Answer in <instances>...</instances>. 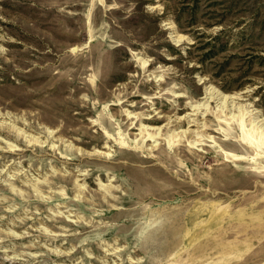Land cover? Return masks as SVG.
<instances>
[{
  "label": "rangeland",
  "instance_id": "1",
  "mask_svg": "<svg viewBox=\"0 0 264 264\" xmlns=\"http://www.w3.org/2000/svg\"><path fill=\"white\" fill-rule=\"evenodd\" d=\"M260 116L264 0H0V264H264Z\"/></svg>",
  "mask_w": 264,
  "mask_h": 264
},
{
  "label": "bare ground",
  "instance_id": "2",
  "mask_svg": "<svg viewBox=\"0 0 264 264\" xmlns=\"http://www.w3.org/2000/svg\"><path fill=\"white\" fill-rule=\"evenodd\" d=\"M175 37V40H176V42L177 43H179V42H181L182 41V39H183V37L182 36H174ZM212 89V88H211ZM214 95L215 96V99L217 98V99H219V100H224V101H227V100H229V99H231V96H227V95H223V94H221L220 92H218V91H216L215 93H211L210 92V88H208L207 89V91H206V97L204 98L207 102H209L210 101V95ZM240 96V95H239ZM212 98V97H211ZM235 99V98H234ZM213 101V100H212ZM204 102V101H203ZM205 103V102H204ZM219 103H221V102H219ZM208 104V103H207ZM225 104V103H224ZM201 105H203L204 106V104H199L198 106H201ZM227 105V104H226ZM240 109V108H239ZM199 110V109H198ZM193 113V112H192ZM200 113V112H199ZM204 114V113H203ZM158 115V114H157ZM197 114L195 113V116H196ZM199 115V114H198ZM202 115V114H201ZM159 116V115H158ZM189 116V115H188ZM191 116V115H190ZM192 116H194V115H192ZM233 116V115H232ZM257 117V116H256ZM261 117V118H260ZM259 118H258V123H262V124H264V116H260ZM154 119V118H153ZM162 121H163V119H161ZM185 121H187V123H192V122H195L194 120H190V118H188V119H185L184 120V122ZM180 122V121H179ZM204 123H206V122H204ZM167 125V124H166ZM177 125V124H176ZM197 125V124H196ZM178 126V125H177ZM192 126V125H191ZM260 126H261V124H260ZM211 128V127H210ZM145 131H151V129H148V128H145ZM177 131V130H176ZM197 131V130H196ZM205 131V130H204ZM181 133V136L183 137H186L187 136V134H188V131H182V132H180ZM164 135V134H163ZM137 136V135H136ZM144 136V135H143ZM148 136H150L151 138H155V135L154 134H152V133H149L148 134ZM223 136V135H222ZM225 136V135H224ZM249 137H250V135H249ZM158 141V140H157ZM188 141V140H187ZM123 142V141H122ZM159 142V141H158ZM161 143V142H160ZM218 143V142H217ZM216 143V144H217ZM183 144V143H182ZM228 145V144H227ZM233 146H235V145H233ZM226 147H228V146H226ZM179 148V147H178ZM182 148V147H181ZM151 149H152V147H151ZM168 149V148H167ZM199 150V149H198ZM249 149H247V151H248ZM181 151V150H180ZM195 152V151H194ZM256 153V152H255ZM175 154V153H174ZM185 154V153H184ZM180 155V154H179ZM207 155V154H206ZM228 155V154H227ZM185 156V155H184ZM203 156V155H202ZM205 156V155H204ZM229 156V158H233L234 159V161H236V162H240V161H243V160H245V159H236L234 156H231V155H228ZM179 158V157H178ZM180 159V158H179ZM188 159V158H187ZM140 160V159H139ZM158 159H156V161H157ZM191 160H192V158H191ZM218 160V159H217ZM263 160V159H262ZM166 161H168V160H166ZM259 161H261V160H259ZM139 162V161H138ZM150 162H152V161H150ZM163 162V161H162ZM227 162H231V161H227ZM142 163V162H141ZM183 164V163H182ZM229 164V163H228ZM143 165V164H142ZM157 165V164H156ZM174 165V164H173ZM157 167V166H156ZM155 167V168H156ZM187 167V166H186ZM151 168V167H150ZM158 168V167H157ZM159 169V168H158ZM158 169H157V171H158ZM161 169V168H160ZM167 169V168H166ZM152 171V170H151ZM227 171V170H226ZM156 172V171H155ZM235 172V171H234ZM163 173V172H162ZM229 173V172H228ZM231 173V172H230ZM170 174H171V172H170ZM176 174H178V173H176ZM158 175V174H157ZM166 175H168V174H166ZM159 176H162V175H160L159 174ZM226 176H228V175H226ZM235 176V175H234ZM155 177H156V174H155ZM171 177V176H170ZM186 177V176H185ZM162 178V177H161ZM228 178V177H227ZM235 178H237V177H235ZM157 179H159V178H157ZM164 179H166V178H164ZM175 179H177V178H175ZM229 179H231V178H229ZM168 180V179H167ZM235 180V179H234ZM225 181V180H224ZM166 182V181H165ZM168 183H169V181H168ZM186 183V182H185ZM243 183H245V182H243ZM169 184H171V182L169 183ZM180 184V183H179ZM172 185V184H171ZM185 185V184H184ZM258 185V184H257ZM188 186V185H187ZM241 186V185H240ZM251 187H252V184H251ZM249 188V187H248ZM170 190V189H169ZM193 190H195V189H193ZM193 190H191L192 192H193ZM186 191V190H185ZM209 191V190H208ZM230 191H231V189H230ZM163 192V191H162ZM171 193V192H170ZM161 194H163V193H161ZM167 194V193H166ZM169 194V193H168ZM209 194V193H208ZM213 195V194H212ZM165 196V195H164ZM171 196V195H170ZM174 197V196H173ZM193 197V196H192ZM209 197V196H208ZM216 197V196H215ZM172 198V197H171ZM263 212V211H262ZM242 213V212H241ZM252 214V213H251ZM250 214V215H251ZM253 215V214H252ZM258 215V214H257ZM260 216V215H259ZM253 218V217H252ZM258 218V217H257ZM255 219V218H254ZM252 220V219H251Z\"/></svg>",
  "mask_w": 264,
  "mask_h": 264
}]
</instances>
